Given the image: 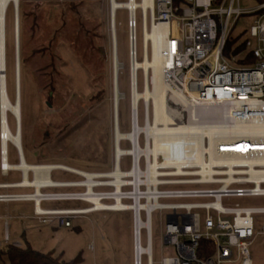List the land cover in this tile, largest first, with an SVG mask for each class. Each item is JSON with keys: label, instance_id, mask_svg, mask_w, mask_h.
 Masks as SVG:
<instances>
[{"label": "built area", "instance_id": "1", "mask_svg": "<svg viewBox=\"0 0 264 264\" xmlns=\"http://www.w3.org/2000/svg\"><path fill=\"white\" fill-rule=\"evenodd\" d=\"M139 9L142 30L143 25L151 29L160 22L168 24V34L163 40L162 76L174 92L187 100L189 110H197L198 119L194 121L202 125L210 121L227 128L236 122L264 124V108L251 107L253 102L259 106L264 104V12L250 29L255 43L248 39L243 42L244 53H252L255 61L238 65L240 54H231L230 58L225 54L238 17L264 9V3L256 9H243L240 0H186L179 9L174 7L173 0H153V7L149 6L146 12L141 6ZM129 20L131 62L133 57L138 58L136 46L134 51L132 49V42L137 44V23L132 21L130 14ZM145 79L144 76L143 90ZM170 97L174 102L176 98ZM175 109L181 112V115H175L177 121L189 119L183 108ZM153 110L152 101L144 100L141 124L139 105L136 110L132 106L130 131L121 140L128 141L130 147L122 148L119 158L115 151V165L111 171L88 172L60 163H34L38 167H51L46 178L37 183L36 179L44 176L29 169L31 185L19 181L0 183V203L30 202L34 219L39 224L64 227H72L75 220L94 212L131 211L133 264H144V259L146 264H253L252 245L259 234H264V225L256 230L254 215L264 213V205H242L232 200L264 198V164L256 163L264 157V150L237 148L245 140L252 142L253 138H264V131H233L230 136L220 134L215 146H211L207 134L199 133V139L196 134L192 141L184 143L183 148L173 147L153 173L155 155L147 149L154 145V139L143 130L149 123L153 124ZM1 141V173L8 176L19 170L23 180V170L13 168L10 162L11 145L17 150L18 163L26 160L20 152L22 146L9 141L5 149ZM123 156L130 158L129 168H122ZM167 159L175 163L165 164ZM117 169L121 171L119 176ZM56 170L79 178L49 182L47 176L52 178L51 174ZM36 183L46 194L42 199L13 198V193L36 192ZM15 189L24 191H13ZM28 189L31 191H25ZM91 194L97 196L99 202L115 205L120 201L123 206L98 208L89 200ZM47 201L79 202L85 206L46 207ZM38 205L42 208L38 209ZM156 211L165 213V222L161 224L162 242L175 249V255L163 256L158 262L154 259L152 231V215ZM143 232L145 245L142 243ZM3 242L22 245L17 240L11 242L8 233Z\"/></svg>", "mask_w": 264, "mask_h": 264}, {"label": "rangeland", "instance_id": "2", "mask_svg": "<svg viewBox=\"0 0 264 264\" xmlns=\"http://www.w3.org/2000/svg\"><path fill=\"white\" fill-rule=\"evenodd\" d=\"M30 1V0H28ZM60 2L64 4L82 5L79 10L81 23H87L92 28L100 23L97 33L102 37L100 50L104 55L103 63L91 65L99 66L98 72L101 77L94 81L95 72L88 70L82 62L85 58L79 50H75L64 42H61L60 53L65 59L63 69L67 76L63 82L57 85L59 96H56L55 106H47L46 93L40 92L28 67L24 69L23 93L21 95L23 122H24V157L29 163L65 164L88 172H109L115 165L116 151V129H115V89L113 71V31L111 18L110 0H31L33 8L47 7V3ZM127 1V0H117ZM139 2V0H137ZM259 3L256 0H240L243 9H256ZM13 4L10 3L5 16V37L7 25V37L11 40L12 53L6 57L7 90L10 99L15 102L17 96V75H16V42L15 21L13 18ZM259 12L253 11L240 15L235 22L230 37L237 39L234 45L243 43L246 39L253 44L255 39L250 35L251 26L259 16ZM70 18L75 21L77 18ZM96 20V21H95ZM44 21V20H42ZM137 22V53L138 60L144 57L143 30L141 22V11H136ZM130 20L129 11L126 8H119L115 14V33L117 40V58L121 64L118 73V128L121 132L127 133L131 127L132 111V89H131V62H130ZM12 33H11V30ZM96 33V34H97ZM87 37L90 34H86ZM11 38V39H10ZM84 39V38H81ZM68 40V39H67ZM6 41V40H5ZM80 41V39L78 40ZM233 47V48H234ZM6 51V42H5ZM85 53H87L85 51ZM84 53V54H85ZM148 53L152 54V44L149 42ZM99 56L93 53L91 58ZM230 58L231 55H228ZM240 58V56H239ZM99 62V61H98ZM238 65H243L237 62ZM88 65V64H87ZM21 73V72H20ZM151 78H147L151 91ZM144 71L138 69L137 80L138 90L143 91ZM149 77V76H148ZM146 79V81H147ZM21 81V80H20ZM151 81V82H150ZM152 85V86H151ZM70 91V92H69ZM73 97L70 100V96ZM62 100L66 102L63 103ZM139 114L142 124L144 99H139ZM150 101L153 100L150 99ZM171 101L169 108L171 114L181 115ZM152 106V105H151ZM9 125L12 132L16 130L15 115L8 114ZM175 118V116H174ZM176 119V118H175ZM69 123L68 125L66 123ZM71 128H74L70 133ZM48 132L50 138L43 147H37L31 137L32 134ZM68 131V132H67ZM122 140V139H121ZM119 142L120 148L128 149V141ZM22 141V137H21ZM22 143V142H21ZM121 143V144H120ZM141 144L142 140H141ZM23 147V146H22ZM18 153L14 146H10V162L18 163ZM122 168H129L130 158L123 156L121 159ZM21 171H12L8 176L0 174V181L18 182L21 180ZM52 180L65 181L79 178L75 174L56 170L51 174ZM13 191L22 192L24 189ZM31 191V190H25ZM232 202H239L242 205L263 206L264 198L234 199ZM227 203V201H225ZM85 206L79 202L47 201L46 207ZM65 207V206H63ZM30 218V219H29ZM33 204L23 202L0 203V242L4 241L8 233L11 242L17 240L25 245L28 242L34 249L49 251L54 249L57 253L63 252L64 258L72 259L82 252L83 264H132V213L131 211H99L88 214L85 217L75 220L74 227L44 225L43 227H32L35 224ZM153 222V251L156 262L163 256L175 255V249L162 242L161 224L165 222V213L156 211L152 215ZM256 230L264 225V213L254 215ZM93 243V244H92ZM143 245L146 244L145 233L142 238ZM6 244H0V250H4ZM93 245V248H92ZM253 264H264V234H259L252 245ZM5 264H9L5 261ZM144 264H146L144 259ZM158 264V263H156Z\"/></svg>", "mask_w": 264, "mask_h": 264}, {"label": "bare ground", "instance_id": "3", "mask_svg": "<svg viewBox=\"0 0 264 264\" xmlns=\"http://www.w3.org/2000/svg\"><path fill=\"white\" fill-rule=\"evenodd\" d=\"M16 0H0V140L1 144L9 145V141L17 146H22L21 143V128H22V114H21V95L20 92L17 90L16 101L13 102L8 94L7 90V77H6V51H5V16L7 8L9 4L12 3L14 6ZM111 1V18L112 12H114V18H112V31H113V71H114V80L115 75L118 79V73L121 68V64L118 61L116 48H117V40H116V33H115V14L117 9L119 8H126L131 15L132 21H136V11L138 6H141L144 11L146 12L147 8L153 7V0H143L142 2H138L137 0H127V1H117V0H110ZM15 16V15H14ZM15 21V20H14ZM15 23V22H14ZM137 23V22H136ZM137 29V28H136ZM135 29V30H136ZM168 24L164 22H160L159 24H154L151 29H149L146 25H143V47H144V57L141 61L132 59L133 69L131 71V89H132V106L136 110L138 107L139 99H144L145 101H149L150 99L153 100V124L149 123L147 127L143 130L147 133L148 136L153 137L154 145L147 149L148 153H152L155 155V163L152 164V172L155 173V168L157 165L162 164L164 161L163 157L170 153L173 150V147H176L178 150L180 147H184V143H188L192 141V136L198 134L196 139L201 137V134H207L210 136V144L211 146H215L218 139H220V134L222 136H230V133L233 131H255L260 132L261 130L264 131V124L258 123L254 124L251 122H236L234 124H230L228 128L224 124H212L210 121L206 123V125H202L201 123L194 121L198 119V112L195 108H191L189 110L187 100L183 99L179 96L176 92H174L173 88H170L162 76V65L164 60L163 55V40L165 36L168 34ZM16 36V32H15ZM16 42V37H15ZM149 42L152 44V54L151 56L148 53V45ZM137 44L132 42V49L134 51V47ZM20 63V57H19ZM17 65V64H16ZM138 69H142L144 71L145 78L147 79L150 72L152 71V85L153 90L151 91L149 86V81L145 79V89L143 91H139L137 89V73ZM20 72V68H19ZM16 75H17V67H16ZM20 86V83H19ZM20 88V87H19ZM115 89V86H114ZM171 93L173 95H171ZM115 129H116V152L118 158L122 153V149L120 148L119 142L121 139L127 137V135L121 132L118 128V102H119V91H115ZM170 96H174V107L176 108H183L185 110V116L189 119L187 121H177L174 118V114H171V110L169 108V104H171ZM181 97L182 99L178 98ZM19 99V102H18ZM252 108H264V104L256 105V103H251ZM14 114L17 121H16V131L12 132L9 126L8 114ZM189 121V122H188ZM20 122V134L18 133V127ZM231 127V128H230ZM201 133V134H199ZM135 136L137 135V131H135ZM194 141V140H193ZM251 140H245L237 148H241L244 150L253 149V150H264L263 147L253 146L250 147L249 144H264V138H253L252 142H247ZM234 144L235 142H231ZM6 149V148H5ZM21 152V151H20ZM201 154V151H200ZM117 158V159H118ZM165 164L175 163L170 159L165 161ZM264 164V157L256 160V163ZM254 162H249L252 164ZM6 165L10 166V163L6 162ZM13 168L23 170L24 172V179L19 181V183L23 185H31L33 184L32 180L28 178V170L35 169L38 176H44L42 178H37L36 182L38 183L39 180L46 178V173L48 175V169L51 167H38L36 164H31L26 161H22V163L13 164ZM120 169H117V176L120 174ZM91 177V176H90ZM47 180L49 182H54L52 178L47 176ZM36 183V184H37ZM36 192L31 193H23V194H14L13 198L19 199H29V198H36L42 199L46 194L39 189V184H37ZM89 200L94 201L98 208H119L123 206V203L118 201L115 205L105 204L99 202L97 196L89 195ZM110 205V206H107ZM42 207L38 205V209Z\"/></svg>", "mask_w": 264, "mask_h": 264}, {"label": "trees", "instance_id": "4", "mask_svg": "<svg viewBox=\"0 0 264 264\" xmlns=\"http://www.w3.org/2000/svg\"><path fill=\"white\" fill-rule=\"evenodd\" d=\"M220 1V0H218ZM259 4L264 3V0H256ZM174 7L181 8L186 4V0H173ZM47 7H37L35 10L31 3V0H19V53H20V91L23 93V78L24 69L28 67L29 73L32 75L36 86L40 92L46 93L47 106H55L56 96H59L57 85L66 79L67 74L63 69L65 59L59 51L61 42H64L75 50L79 55V50L82 52L85 61L83 65L88 67V70L95 72L94 81L100 79L101 75L98 72L99 66L91 65L92 60L96 63L104 62V55L101 53L100 46L102 37L97 33L99 24H94L92 28L87 23L84 25L81 23L82 16L79 10L82 9V5L77 4H64L60 2L47 3ZM264 12V9L258 11ZM13 18L15 20V10L13 7ZM7 15V13H6ZM76 17L73 21L70 18ZM44 20V21H42ZM96 21V20H95ZM11 30V28H10ZM12 33V30H11ZM97 33V34H96ZM86 34H90L87 37ZM13 35L14 29H13ZM84 38V39H81ZM11 39V38H10ZM68 39V40H67ZM80 39V41H78ZM6 57L12 53L11 40L7 37V25H6ZM237 39L230 37L225 47V54H240L237 62L242 64L252 63L255 61L252 53H244L245 44H238ZM100 45V46H99ZM85 51L87 53H85ZM99 53V56L91 58L93 53ZM85 53V54H84ZM245 55V57H243ZM16 57V55H15ZM6 60V62H7ZM99 61V62H98ZM16 64V58H15ZM88 64V65H87ZM70 92V91H69ZM70 100L75 97L73 94L70 96ZM65 103V100H62ZM140 101V100H139ZM139 105V103H138ZM23 109L21 101V114H22V148L24 153V122H23ZM69 124L68 122L66 123ZM10 126V125H9ZM11 129V128H10ZM74 128H71V130ZM74 130L70 131L73 132ZM68 132V131H67ZM34 144L37 147L45 146V143L50 138L48 132L44 131L42 134L35 133L31 135ZM27 162V161H26ZM29 163V162H28ZM40 163V162H39ZM76 229H80L79 226H72ZM4 250H0V264H5L7 261L9 264H83L84 257L80 252L76 257L72 259L64 258L63 252L57 253L54 249L49 251H41L34 249L28 242L25 245L15 246L12 243H5Z\"/></svg>", "mask_w": 264, "mask_h": 264}, {"label": "water", "instance_id": "5", "mask_svg": "<svg viewBox=\"0 0 264 264\" xmlns=\"http://www.w3.org/2000/svg\"><path fill=\"white\" fill-rule=\"evenodd\" d=\"M19 0H16L14 3V10H15V32H16V67H17V90L20 92V72H19V68H20V63H19V57H20V53H19V22H18V16H19ZM112 18H114V12H112ZM135 48V47H134ZM133 69V65H132V61H131V71ZM114 86H115V91L118 90V79L115 75V80H114ZM19 102V99H18ZM18 133L20 134V122H19V127H18ZM21 155L24 158V153H23V148H21Z\"/></svg>", "mask_w": 264, "mask_h": 264}, {"label": "crops", "instance_id": "6", "mask_svg": "<svg viewBox=\"0 0 264 264\" xmlns=\"http://www.w3.org/2000/svg\"><path fill=\"white\" fill-rule=\"evenodd\" d=\"M25 158V157H24ZM26 161V160H25ZM32 164V163H31ZM0 174L1 175H3L2 173H1V171H0ZM4 176V175H3ZM6 177V176H5ZM28 178H29V174H28ZM21 181V180H20ZM2 182H5V181H2ZM1 181H0V183H2ZM67 205H70V204H65V205H58L59 207H63V206H67ZM30 219V218H29ZM31 220L32 221H34L35 222V224L33 225H31L32 227L34 226V227H43L44 225H41V224H39L38 223V221L37 220H35L34 218L32 219L31 218ZM53 227L54 226H58V225H52ZM64 227V226H63ZM132 247H133V237H132ZM132 264H133V249H132Z\"/></svg>", "mask_w": 264, "mask_h": 264}]
</instances>
